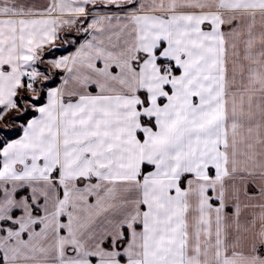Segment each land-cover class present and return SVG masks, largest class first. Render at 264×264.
Here are the masks:
<instances>
[{
	"label": "snow or ice",
	"instance_id": "6c2138e0",
	"mask_svg": "<svg viewBox=\"0 0 264 264\" xmlns=\"http://www.w3.org/2000/svg\"><path fill=\"white\" fill-rule=\"evenodd\" d=\"M0 264H264V0H0Z\"/></svg>",
	"mask_w": 264,
	"mask_h": 264
}]
</instances>
